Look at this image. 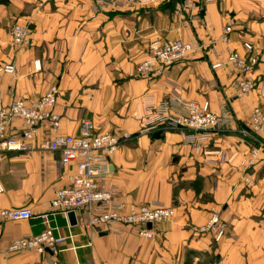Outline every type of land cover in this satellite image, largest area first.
Instances as JSON below:
<instances>
[{
    "label": "crops",
    "instance_id": "1",
    "mask_svg": "<svg viewBox=\"0 0 264 264\" xmlns=\"http://www.w3.org/2000/svg\"><path fill=\"white\" fill-rule=\"evenodd\" d=\"M229 22L232 42L225 44L220 37ZM15 25L30 30L29 47L13 43ZM263 36L264 0H216L188 15L175 13V1L0 0V66H16L14 75L0 76L2 104L36 101L58 85L55 109L62 117L59 130H38L29 151L0 156V208L35 214L1 227L0 264H264V149L248 167L258 145L242 134L252 110L264 109V51L253 74L259 86L245 96H238L231 67H211L229 50L242 51L243 41L260 52ZM156 39H182L195 50L162 78L138 77L136 67ZM205 99L220 116L213 133L187 136L160 122L165 113H183V102ZM85 119L100 131L130 134L110 156L108 181L119 200L174 206L175 218L157 224L149 239L131 226L101 235L59 214L52 224L71 238L56 252H9L13 240L44 231L38 216L70 183L73 168H60L61 153L46 142L77 135ZM22 127L15 120L11 134ZM214 211L228 229L219 243L212 232L196 230Z\"/></svg>",
    "mask_w": 264,
    "mask_h": 264
},
{
    "label": "built area",
    "instance_id": "2",
    "mask_svg": "<svg viewBox=\"0 0 264 264\" xmlns=\"http://www.w3.org/2000/svg\"><path fill=\"white\" fill-rule=\"evenodd\" d=\"M99 6L106 5L108 0H95ZM116 5L157 3L175 1V13L188 15L193 9L203 10L216 0H112ZM233 24L229 22L222 30L221 41L232 42ZM13 43L22 49L31 44V33L27 27L15 25L11 29ZM242 51L229 50L225 59L217 58L211 63L213 70L231 67L235 72L238 96H245L258 88V79L253 77L254 71L262 63L261 52L264 51V36L261 38V51H257L254 43L243 41ZM195 47L182 39H156L149 44V57L136 67L138 77L149 79L162 78L173 65L187 58ZM35 68L41 69L39 61ZM15 63L0 66V76L14 75ZM60 89L53 85L38 100L29 102L24 98H15L8 105H3L0 98V156L10 151H29L42 126L50 131H57L61 126V115L56 111ZM183 113L163 115L160 121L166 129L180 130L184 134H211L220 124V116L212 109L211 102L190 100L183 102ZM22 122L17 135L11 134L12 123ZM250 129H242V134L253 139L258 147L251 152L248 167L255 165L259 154L264 149V109L255 107L250 115ZM130 138L128 133L100 131L93 121L85 119L80 124L77 135L55 136L46 142V147L59 151L61 157L58 165L62 169L73 168L69 185L57 189L50 202V211L40 214L44 231L39 235L18 238L8 247L9 252H20L36 249L40 253L56 252L58 246L64 244L71 234L64 235L60 227L52 224L51 217L62 214L68 217L75 213L77 224L86 230L114 232L122 227H134L139 236L154 237L157 224L170 221L176 216L174 206L159 203L132 204L128 206L116 196L114 187L109 183L110 156L119 146ZM249 182V180L247 179ZM0 192L3 187L0 184ZM35 218L29 207L0 208V229L12 221L32 220ZM151 224V228H149ZM199 232H212L213 240L221 242L227 234V223L219 212L214 211L204 226L196 228Z\"/></svg>",
    "mask_w": 264,
    "mask_h": 264
},
{
    "label": "water",
    "instance_id": "3",
    "mask_svg": "<svg viewBox=\"0 0 264 264\" xmlns=\"http://www.w3.org/2000/svg\"><path fill=\"white\" fill-rule=\"evenodd\" d=\"M68 218H69L70 224H71L72 226H74V225L77 224V221H76V217H75V213H74V212H70V213L68 214ZM149 228H151V224H149ZM106 234H107L106 231L101 233V235H106Z\"/></svg>",
    "mask_w": 264,
    "mask_h": 264
}]
</instances>
